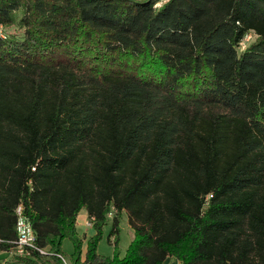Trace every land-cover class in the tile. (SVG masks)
I'll return each mask as SVG.
<instances>
[{
	"label": "trees",
	"instance_id": "16d2710c",
	"mask_svg": "<svg viewBox=\"0 0 264 264\" xmlns=\"http://www.w3.org/2000/svg\"><path fill=\"white\" fill-rule=\"evenodd\" d=\"M66 237L73 264H264V0H0V264Z\"/></svg>",
	"mask_w": 264,
	"mask_h": 264
},
{
	"label": "rangeland",
	"instance_id": "374dc122",
	"mask_svg": "<svg viewBox=\"0 0 264 264\" xmlns=\"http://www.w3.org/2000/svg\"><path fill=\"white\" fill-rule=\"evenodd\" d=\"M254 39V36H251L245 41L242 42L241 49H244L248 43H250ZM81 216H83L82 222L79 220V215L77 217L76 224V234L83 243H82V259L85 257L87 242L88 240L94 236L96 233L95 228L88 226L89 216L85 209L81 211ZM112 216L108 215L107 222L102 228V236L98 242V253L104 256H114L116 252H118L119 257L123 258L127 252L130 242L134 237L133 230L128 222L127 212H122L119 217V241L117 248L114 246V240H109V234L112 228ZM62 252L65 259L73 264V254L75 252V246L72 239L66 237L62 242ZM10 254L6 255V252L0 251V262L6 261L9 259Z\"/></svg>",
	"mask_w": 264,
	"mask_h": 264
},
{
	"label": "built area",
	"instance_id": "2783aa9c",
	"mask_svg": "<svg viewBox=\"0 0 264 264\" xmlns=\"http://www.w3.org/2000/svg\"><path fill=\"white\" fill-rule=\"evenodd\" d=\"M251 36V34H247L244 38V40L246 41L249 37ZM243 40V41H244ZM17 217H18V221H17V230H18V238L15 242L16 245V254L23 256V255H27L29 253L30 249H36L35 247V234L32 230L31 225L28 223V221L25 219L24 215H23V208L22 206H19L17 208ZM88 226H92V220L89 219L88 221ZM41 252H43L41 250ZM62 259V264H70L64 256H61Z\"/></svg>",
	"mask_w": 264,
	"mask_h": 264
},
{
	"label": "crops",
	"instance_id": "0c3cea01",
	"mask_svg": "<svg viewBox=\"0 0 264 264\" xmlns=\"http://www.w3.org/2000/svg\"><path fill=\"white\" fill-rule=\"evenodd\" d=\"M83 216H81V212L79 213V220L82 222V220H83V218H82ZM89 227H92V226H89ZM9 253L8 252H6V255H8ZM166 263L167 264H181V262L178 260V259H176V258H174V257H169L168 259H167V261H166Z\"/></svg>",
	"mask_w": 264,
	"mask_h": 264
}]
</instances>
